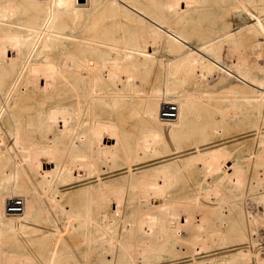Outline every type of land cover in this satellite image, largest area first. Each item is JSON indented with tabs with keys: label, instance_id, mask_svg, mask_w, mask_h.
Listing matches in <instances>:
<instances>
[{
	"label": "bare ground",
	"instance_id": "1",
	"mask_svg": "<svg viewBox=\"0 0 264 264\" xmlns=\"http://www.w3.org/2000/svg\"><path fill=\"white\" fill-rule=\"evenodd\" d=\"M226 1L230 0H0V85L8 73L5 64H10L15 69L18 59L34 53L39 46L53 48L54 44L49 41L76 44L75 49L63 54L58 62L62 73L60 78L68 91L64 97L71 99L70 104L54 105L46 114L38 117L30 113L26 122L15 125L14 135L21 139L23 150L20 156L26 158V167L17 161L19 153L12 146L0 148V169L13 166L12 181L6 186H0V234L6 230L11 233V237L16 238L20 227L36 221L41 209L47 211L46 202L56 206L53 183L66 176L72 179L96 177L100 183L96 190L94 184L88 186L84 213L77 215L80 226L84 229L81 240L82 261L68 253L62 254L59 264H152L154 260L161 259L165 249L161 244L170 242L174 246L185 245L188 251L185 253L196 261V253L201 249L215 247L217 240H225L234 235L244 239L248 236V231L251 234L254 230L252 224H262L257 221L264 218V214L261 215L264 213V78L250 76L243 71L244 64L240 63L230 70L231 67L227 68L215 52L220 41L235 39L245 30L247 24L236 29H232L231 25H222L213 34L216 36L196 40L173 23H192V15L202 6H221ZM235 1V5L246 9L249 12L247 14L253 17V23L250 22L249 25L252 26V31L264 33V0ZM159 6L167 16L158 15L147 8ZM123 12L141 23L142 37L135 40L134 44L117 42L112 33L102 31L96 25L100 18L121 15ZM61 19L64 21L61 22ZM85 21L89 24L81 26ZM149 42L154 46V52L147 50ZM164 45L170 52L179 53L180 56H177L180 58L175 62L174 70L168 68L163 88L153 89L144 102L135 101L129 104L126 121L138 122L132 147L99 148L93 132L91 133L95 130L93 118L96 117L97 107L109 105L111 98L121 97L122 94L130 99L134 97L132 95L139 92L140 80H148L146 76L150 69L162 57L158 53ZM10 50L16 56H11ZM196 67H201L199 70H204L205 74L214 69L225 71V74L228 73L251 86L254 94L246 96L245 102L237 95L230 94L218 114L204 107L200 111L203 110L206 117L195 122L192 116L200 100L178 91L169 76L181 70H196ZM107 69L111 72L110 76L106 74ZM35 73L32 72L25 85L30 81L37 83L36 90L40 94L43 84L49 79ZM19 79L20 77L14 76V88L18 87ZM183 81L179 82L183 84ZM119 84L128 90L123 92L110 88ZM27 90L28 94H32L35 87ZM6 98L7 94H4L3 100ZM166 104L176 105L175 117H162L165 116L163 109L167 107ZM32 105L28 106L29 110L33 108ZM116 105L127 107V102ZM76 106L83 107L75 109ZM211 114L215 118H210ZM90 119L92 125L88 127ZM229 120L249 125L251 128L238 139L254 137L258 149L242 158L251 162L252 166L246 167L240 159L228 166L230 170L225 171L218 182H210L208 187L201 190L193 188L186 195L179 193L170 203L168 201L169 205L165 209L154 211L160 206L156 200L177 187L180 184V171L185 172L183 165L174 161V158H168L179 153L180 147L177 144L191 139L193 134L215 129ZM84 122H87L86 146L79 149L69 138L79 133ZM27 129L30 131L27 132ZM189 129L196 132H189ZM52 130L56 131L54 137L50 136ZM39 133L46 137L43 143L36 140ZM28 135L30 140L27 141L25 138ZM170 141L177 146L171 149ZM194 144L191 148L193 151L186 158L187 163L203 161L206 168L212 170L217 163L224 160L215 149H202L200 142ZM47 154H53L55 159ZM154 155L161 156L154 158ZM161 158L164 159L148 168L137 167L143 162ZM103 165L114 168L125 166L127 170L121 186L102 182V177L106 175ZM19 168L23 177L20 176ZM75 168L85 170V174L77 173L78 176L74 177ZM161 180L165 181L164 186L160 185ZM248 194H252L254 200L263 205V212L257 218L248 217L244 206L242 207ZM128 197H134L136 203L130 204ZM14 198L23 200V208L19 212L8 213L13 211L9 206ZM182 203L187 214L184 222L176 220L174 216L175 210ZM61 213L67 220L63 228H57L55 232L56 245L63 242L65 233L72 234L74 228L70 226L73 220L71 211L62 207ZM214 216H217L218 221ZM218 223H227L231 228L228 232H223ZM183 224L186 225L185 231L180 230ZM10 239L4 240L0 237V264L6 260L7 264H44L35 254L17 256L15 252H10L13 245V240ZM175 253V256H180V253ZM185 253L183 254L186 256ZM231 258L234 261L235 257ZM256 264H264V257L258 256Z\"/></svg>",
	"mask_w": 264,
	"mask_h": 264
},
{
	"label": "rangeland",
	"instance_id": "2",
	"mask_svg": "<svg viewBox=\"0 0 264 264\" xmlns=\"http://www.w3.org/2000/svg\"><path fill=\"white\" fill-rule=\"evenodd\" d=\"M235 4H237L235 0H230L228 2H223L221 6H202L195 12L194 15H192V23L188 21L184 23L174 21L173 23L177 28L183 30L188 35H191L196 40H205L211 36H216L213 34L216 33L222 25H231L232 29H236L240 25L247 24L245 26V30L239 33L235 39L220 41L215 48V52L221 59L222 63L224 65L226 64L225 66H227V68L231 67L230 70H232V67H234L235 64L240 63L244 64L242 69L250 76L264 78V33L252 31V26L250 27L249 25L250 22L253 23V17L248 15L249 12L246 11V9L238 7L239 5ZM145 6L152 5L147 4ZM147 8L150 11L152 9L158 15L161 14L167 16L166 12L161 9L160 6L155 8ZM60 21L63 22L64 19H61ZM87 24H89V22L85 21L82 22L81 26H85ZM96 25L100 30L106 31L110 34L112 33L113 39L120 43L129 42L130 44H134L135 40H139L142 37V34H140L141 23L134 19L130 14H126L125 12H123L121 15L100 18L97 20ZM76 33L85 35V33L78 31H76ZM49 42L54 44L53 48L39 46L34 51V53L26 54L21 60L18 59L19 63L16 65L15 69L10 66V64H5V70H7L8 73L0 85V145L2 146H0V148L5 149V146L6 148L8 146H12L11 148L19 153L17 161L19 163L21 162L22 166L24 167H26L24 160L26 158L20 156L21 150H23V145L21 139L19 140L15 138V125L17 126L26 122L30 113H33L34 116L38 117L41 114H46L50 107H53L54 105L62 106L66 103L70 104L71 100L64 97L68 94V91L64 86V82L60 78L62 73L58 67V62L60 61V58L63 54L73 51L76 47V44L68 41ZM150 43L151 42L148 43L147 50L149 52H154V46H152ZM10 55L16 56V53H13L12 50H10ZM158 55L162 57H159L160 59L158 58V63L150 69V73H148L146 76L148 80H140L138 87L139 92L135 95H132L134 97L130 99L129 96L122 94L120 95L121 97L111 98L109 105H100L97 107L96 117H94L95 119L93 118L95 121V130L93 129L94 131L92 130L91 133L93 132L97 146L99 148L132 147L134 136L136 131H138L136 126L138 122L130 123L129 121H126L128 109L130 108L129 104L134 103L135 101L144 102L149 96V92H151L153 89L156 87L163 88L165 79L167 77L168 68L174 70L175 62L180 58L178 57L180 56L179 53L172 51L170 52V50L165 45L160 49ZM161 58L165 60L163 61ZM171 59L174 61H170ZM168 63H170V65H168ZM199 68L201 69V67H198V69L196 67V70L195 68H191L188 71L181 70L169 76L171 83H173V86L176 87L178 91H182L183 93L194 96L197 101L200 100L198 101V105L195 107L194 114L192 116L195 122H200V119L206 117L205 112L203 110L200 111V109L204 107H207L210 112L215 111L218 114L219 111L224 108V105L226 104L227 98L230 94L237 95L239 99L241 98V101L244 102L247 100L245 99L247 98L246 96H251L254 94V89L251 86L239 80L238 78L229 75L227 72V74H225V71L214 69L208 71L205 74L204 70H202L204 73L203 74ZM32 72H36L35 75L39 77H45L46 79H49L43 84V90L40 92V94L36 90L37 83L30 81L27 83V85H25V83L28 82V79L30 80L29 76L32 74ZM106 74L110 76V70L107 69ZM14 76L17 78L20 77L17 88L12 86V80ZM184 78L185 80L183 81ZM179 81H183V84ZM34 87V93L28 94L27 89L31 88L33 90ZM110 88L123 92L125 89L128 90V88L122 84L113 85L110 86ZM4 94H7V98L3 100ZM125 102H127L128 108L117 107L116 105L118 103ZM30 104H33V108L31 110L28 108ZM80 107L82 108L83 106H76L75 109H80ZM125 108L126 112H124ZM211 115L212 116H210V118H215V115ZM91 122L92 119H90L88 125H90ZM83 124L79 129V135L77 134L73 138H69L79 149H83L86 146L85 135L87 130V122H84ZM62 125H64V123H62ZM91 125L88 127H91ZM250 130L251 128H249V125L238 124L234 122V120H229L226 123L223 122L222 124H219L215 129H207L198 135L193 134L194 137L191 139L183 140L182 144H177L180 147L179 153L168 158H174V161L183 165L185 172L182 173L180 171L178 177L180 184H178L177 187L173 188L165 196L156 200V203L158 202L160 206L154 211L157 209H165L169 205L170 200L175 198V195H178L179 193L186 195L189 193L188 191H191L193 188L196 190H201L208 187L210 182H218L221 180L225 171L228 172L230 170L228 166L235 163L236 161H239L240 159L246 167L252 166L251 162L245 161V159L243 160L242 158L248 156L252 150L258 149L254 137H249L245 140L238 139L244 136L242 133L248 132ZM29 131L30 130L27 129V132ZM189 132H196V130L189 129ZM55 135L56 131L52 130L50 136L54 137ZM29 137L30 135L26 136L25 139L28 141L30 140ZM36 140H39V142L43 143L46 140V137H43L42 134L39 133L38 136H36ZM196 142H200L201 145H203L202 149H215L222 157V160H224L221 163H217L212 170L206 168L205 163H202L203 161L196 162L195 164L187 163L186 158L190 155V152L193 151L191 148ZM177 145H175V142L173 141H170L169 143V147L171 149ZM47 156L50 158L55 157L53 154H47ZM160 156L161 155H154V158H158ZM163 159L164 158L143 162L137 167L138 169H145L157 164ZM19 163L18 166H21ZM102 167L106 169V175L102 177V182H108L116 186L122 185L121 182L123 181V177H125V172L127 170L124 168L125 166L114 168L111 167V165H103ZM12 168V165H8V167H2L0 169V186H6L12 181ZM84 171L85 170L83 169L79 170L75 168L73 170V176L76 177L78 174L84 175ZM19 173L20 176L23 177V172L20 171V168ZM99 183L100 182L96 177L89 179L87 176L77 179H72L71 177L66 176L61 181L54 182L53 190L55 202L57 204L56 206L46 202L45 207H47V211L41 209L39 217L36 221L20 227L16 238L11 237V233L7 232L6 230H3L4 232L0 234V237H2L4 240L12 238L13 245L9 251L15 252L17 256L23 254H35V256H37L44 264H59L58 262L62 254L68 253L74 254L78 260L82 261L83 243L81 240L84 236V229L81 228L80 221L77 219V215H82L84 213L88 186L94 184L96 190ZM159 183L160 185H165V181L163 180L159 181ZM155 199L156 198H154V200ZM128 202L130 204L136 203L134 197H130ZM180 202H183V200ZM183 204L184 203H182L174 212L176 220L180 222H184L187 218ZM113 206L116 207L115 204ZM62 207L71 211L73 220L71 221L70 226H73L74 228L72 229V234L65 233L63 235V242H60L59 245H56L55 232L57 228H63L62 226L67 220L61 213ZM242 207L250 218L254 216L257 218L256 216L263 212V205L258 204L256 200H254V196L252 194H248L242 203ZM8 213H14V211H9ZM263 214L264 213L261 215L263 216ZM199 216L201 217V214H199ZM214 218L218 221L217 216H214ZM261 219L257 222L262 224L257 223L258 225H256V222L252 224L254 230L251 232V234L250 231H248L249 234L246 238L243 239L239 235H234L232 237H227L225 240L219 239L216 241L215 247L201 249L199 252H197L196 261L193 260V257H188V254L185 253V245L175 244L174 246V243L171 244V242L168 244L162 243L161 246H165V249L163 250L161 259L154 260L152 264H197V262H206L207 264H256L258 256L260 258L264 257V218L262 221ZM219 228L223 232H228L231 227L227 223H224L220 224ZM185 229L186 225L183 224L180 227V230L185 231ZM261 232H263V234ZM171 246H173L174 249H171ZM176 247L179 249L177 250ZM181 248L183 249L181 250ZM6 251L8 252V250ZM175 252L180 253V256H175ZM183 253H185L186 256ZM232 256L235 257L234 261H231ZM6 261H3V264H7Z\"/></svg>",
	"mask_w": 264,
	"mask_h": 264
},
{
	"label": "built area",
	"instance_id": "3",
	"mask_svg": "<svg viewBox=\"0 0 264 264\" xmlns=\"http://www.w3.org/2000/svg\"><path fill=\"white\" fill-rule=\"evenodd\" d=\"M163 114L167 117H175L177 113V107L175 105H167L165 109H163ZM23 200L22 199H15L13 200L11 206H9L10 209H13V211H21L23 208Z\"/></svg>",
	"mask_w": 264,
	"mask_h": 264
}]
</instances>
